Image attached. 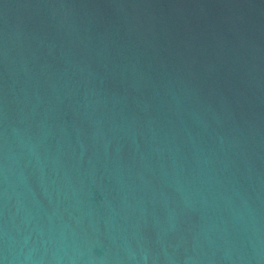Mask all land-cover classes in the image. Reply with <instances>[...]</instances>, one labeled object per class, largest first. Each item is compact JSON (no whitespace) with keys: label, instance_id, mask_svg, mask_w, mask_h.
<instances>
[{"label":"water","instance_id":"obj_1","mask_svg":"<svg viewBox=\"0 0 264 264\" xmlns=\"http://www.w3.org/2000/svg\"><path fill=\"white\" fill-rule=\"evenodd\" d=\"M0 264H264V0H0Z\"/></svg>","mask_w":264,"mask_h":264}]
</instances>
